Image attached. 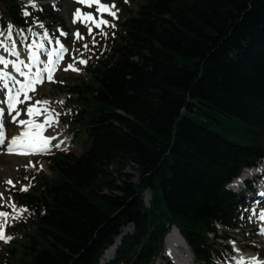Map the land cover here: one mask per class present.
Returning a JSON list of instances; mask_svg holds the SVG:
<instances>
[{"label":"trees","instance_id":"obj_1","mask_svg":"<svg viewBox=\"0 0 264 264\" xmlns=\"http://www.w3.org/2000/svg\"><path fill=\"white\" fill-rule=\"evenodd\" d=\"M22 1L0 0L20 27ZM120 1L109 49L65 85L82 149L47 155L14 194L30 213L2 264H99L127 225L106 264H152L173 227L214 264L210 235L241 224L245 197L225 186L264 156V0ZM29 13L65 31L60 9Z\"/></svg>","mask_w":264,"mask_h":264},{"label":"rangeland","instance_id":"obj_2","mask_svg":"<svg viewBox=\"0 0 264 264\" xmlns=\"http://www.w3.org/2000/svg\"><path fill=\"white\" fill-rule=\"evenodd\" d=\"M118 1L119 0H100V2L104 5H114V7L111 8V11L115 12V17L108 15L106 12L98 13L97 6H95L94 4L92 7H87L84 4L78 3L77 0H34L35 4L37 5V7L35 8L29 6V0H25L22 2V6L26 7V9L24 10H27L28 12L30 9H38L40 5L45 4H49L53 8L60 9L59 18L64 23L66 32L60 30L59 28H56L55 23L53 22L36 21V19H33L30 15L27 17L24 16L26 18L27 24L23 27H20L13 24L7 18L5 9L0 6V40H2L4 35L8 36H4V39H7L8 42L11 43L9 44V48L14 44L21 49V53L26 54L29 52L27 46L31 45L33 41H36L37 43L43 44L44 47L49 49V51H52L59 47V45L56 43V41L59 40L60 45H63L64 48L67 49V51L62 53V56H64L63 59L59 60V63L57 62L58 67L53 75V79L55 82H48L47 79H44L43 83L35 84V91H28V95L31 96L32 99L29 101H24V103H20L17 105V108L21 112V115L17 119L28 120L29 117L24 114L27 105L34 104L35 101H47L48 103L46 105H36V107L40 110H43L44 108L52 110L47 115H51L53 119H55L57 123L61 125V141H63V143H61L59 147H54V150L52 151H39V153L35 156L13 159V165L10 171H7L5 167L0 168V193H4L5 197L7 198L6 203H0V212H6L9 214V217L6 218V222L3 223V231L6 236L11 237V239L7 242H5L4 240H0V264H2L3 261L6 260L3 255L5 252H7V249L11 247V245L16 244L17 242L22 240L23 233L19 230V225L22 219H25L30 213L29 209L25 206L24 203L18 204L15 201L14 194L16 192L24 193L30 190L31 185H33L30 173L32 174L33 172H37L38 170H43L44 172L49 173L48 162L45 159L47 155L53 152L63 151L80 152L82 149V142L77 136L78 133H74L66 124V115L70 112V106L67 103L70 94L67 92V87H65V85L73 84L78 76L86 79L87 73L85 68L98 55L109 49V42L113 37L112 29L118 28L119 22L124 18L125 15L124 8H119ZM120 3L125 4L127 8L129 6H135L133 4V0H121ZM78 8L83 13H91L97 19L108 21L109 26L101 25L100 28H96L94 25H91L90 22L88 24H85L80 20H77L76 23H73V14ZM126 12L129 13V10H126ZM39 24H43L44 27H39ZM9 25L12 26L11 33H9ZM89 26L92 27V35H89ZM29 28H31V32L28 31ZM61 31L66 33L67 35H61ZM45 32L48 33V40H51V43H49L48 40L42 39L43 33ZM77 32L81 34L83 39H78L74 36V34ZM33 33H35V35H33ZM93 38L95 39V43H93ZM5 43L6 41L4 40V44ZM85 44L88 45L87 49L83 47V45ZM33 50L36 51L37 56L38 50H36L35 47H33ZM46 52L48 51H45V49L41 50V54ZM2 53L3 51L2 49H0V56L4 57ZM20 55L21 54H19V56ZM43 57L45 58V56ZM4 58L9 62H12V60L14 61V58L11 56L7 57L6 55V57ZM80 59L86 60L87 63H78ZM26 64L29 63L27 62ZM69 64H72L74 68L78 69V71H65L64 69L67 68ZM20 67L21 69H25L23 65H21ZM34 68L35 67H32L31 70L33 71ZM0 69H3L5 72L14 74V70H12L11 64H9L8 68H4L3 65H0ZM20 99H23V97L21 96ZM0 100H5L1 85ZM60 101H63V103H59ZM0 107L5 109L4 121L6 136L8 137L13 131L18 130V128H21L23 125H19L18 123L13 122L12 116L15 115V113L13 112L9 114L5 103H0ZM46 118V115L34 116V120L38 121V123H43ZM39 119H41V121H39ZM46 131H42L43 136L45 135ZM126 171L134 175L136 174L134 167H127ZM7 180H11L14 187L13 185L6 184L5 181ZM23 187H27V191H21L20 189ZM13 206H15V211L13 209ZM21 208L26 209L27 211L20 212ZM243 213V216H241V224L235 229L226 230L224 227L218 224V234L230 237L229 240H223L221 238L215 240V238L210 235V239H212V241L216 243L215 247L217 249V252L220 254L224 262H228L229 259L231 261H234L237 251L240 250L239 248H242L241 251L246 252V254L255 256L260 255L264 257V240L262 239V235H260L259 233V223L256 220L257 217H253L255 210L253 208H250L248 210L245 209L243 210ZM125 227H127L128 232H131L133 229L132 225H127L122 227L121 231ZM188 254L189 260H191L192 256L190 253ZM106 262L107 260L101 261L100 259L99 264H106ZM168 262H170V260L169 257L165 255L163 241V247L160 253L154 258L152 264H168ZM194 264L201 263L194 262ZM217 264H221V262H217Z\"/></svg>","mask_w":264,"mask_h":264},{"label":"snow or ice","instance_id":"obj_3","mask_svg":"<svg viewBox=\"0 0 264 264\" xmlns=\"http://www.w3.org/2000/svg\"><path fill=\"white\" fill-rule=\"evenodd\" d=\"M78 3L84 4L87 7H92L93 4L97 5V12L98 13H107L108 15H111L115 17V12L111 11V8L113 6L104 5L100 2V0H77ZM29 6L35 8L37 5L35 4L34 0H29ZM24 16H29L30 13L27 10L23 11ZM77 20H80L82 23L88 24L89 22L91 25H94L96 28H100L101 25L109 26L108 21L103 19H97L95 18L91 13H83L79 8L76 10V12L73 14V23H76ZM39 27L43 28V24H39ZM12 31V26L9 25V33ZM29 32H31V28L28 29ZM89 35H92V27L89 26ZM102 34V33H101ZM35 35V33H33ZM61 35H67L66 33L61 31ZM74 36L78 39H83L81 34L79 32L75 33ZM43 40H48V33H43L42 36ZM49 43H51V40H48ZM56 43L59 45V50L55 52L56 59H53L54 52L48 51L46 54L48 56V60L43 68L37 69V71L25 82L21 85L19 89L16 90V93L13 94L12 90L9 88V81H13L14 83H20L19 81H15L14 78L8 73L5 72L3 69H0V85L3 86L4 89H7V97L6 100H0V103H6L7 104V110L9 114L15 113V115L12 116V120L14 123H18L19 125H24L25 131L21 132L19 135L11 137L10 139L6 136V128L3 120H0V145H5L7 148V152L9 154H21V155H30L34 154L38 151H46L48 150L49 146L51 147H59V144L52 145L51 142L56 140L58 137V133L50 134L49 136L45 137L42 135V131H46L48 128H52L55 130L57 121L53 119L51 115H47L49 112H51V109L44 108L43 110L37 109L36 105H46L47 101H35L34 104L27 105L25 109V115L29 117L28 120H18L17 118L21 115L20 110L17 108V105L20 103H24V101L31 100V96L28 95V91H35V84L37 83H43L44 79L43 76L46 74V78L48 82H55L53 79V69L56 65V63L63 59L62 53L67 51V49L64 48L63 45H60L59 40L56 41ZM93 43H95V39L93 38ZM0 47H4L2 43H0ZM29 49V60H37L36 57V51L33 50V47H35L36 50L43 49L44 45L37 43L36 41H33L31 45L27 46ZM85 49L88 48V45H83ZM5 51L8 52L9 55L16 56L17 60L9 62L4 57L0 56V65H3L4 68H8L9 64H11L12 70H14L16 73H19L21 76H25V72L21 70L20 65H23L24 67L29 68V72H31V63L25 64L24 61L19 60V53L16 51V47L13 44L11 50L5 48ZM82 55V54H81ZM80 64L87 63L86 60L80 59L78 61ZM65 71L68 70H74L78 71V69L74 68L72 64H69L67 68L64 69ZM27 89V91L25 90ZM22 95L23 99H20L19 97ZM59 103H63V101H60ZM5 113V109L0 108V117H2ZM37 115H46L47 118L43 123H36L34 120V116ZM58 115V114H57ZM63 143V141H61ZM6 184L13 185V182L11 180L5 181ZM14 187V185H13ZM21 191H27V187H23L20 189ZM10 199V198H9ZM3 200V194L0 193V201ZM13 209L15 211V206H13ZM27 211L26 209L21 208L20 212ZM9 217V214L6 212H0V240H4L7 242L11 239L10 236H6L3 231V223L6 222V218ZM259 218L261 221H264V212H261L259 215ZM261 232L264 233V228L261 229ZM252 264H257V261L255 258L252 260Z\"/></svg>","mask_w":264,"mask_h":264},{"label":"bare ground","instance_id":"obj_4","mask_svg":"<svg viewBox=\"0 0 264 264\" xmlns=\"http://www.w3.org/2000/svg\"><path fill=\"white\" fill-rule=\"evenodd\" d=\"M5 36V35H4ZM4 36L2 38V40H0V43H2L4 45V47H0V49H2L3 51V56L7 57L8 56H11L14 58V61H16L17 57L16 56H12V55H9L7 51H5V48H9V44H11L10 42H8L7 39H4ZM5 37H8V36H5ZM4 40L6 41V43L4 44ZM16 47V51L21 54L19 56V60H22L25 62V64L28 62V63H31V65H37V69H40V68H43L48 60V56H47V52L46 53H43L41 54V50L39 49L37 51V60H33V61H30L29 60V55L30 53H26V54H23L21 53V49L17 46ZM12 46L9 48V50H11ZM43 49H45V51H49L48 48L46 47H43ZM29 50V49H28ZM27 50V51H28ZM59 50V47L57 49H54L52 50L54 52V55H53V59L55 60L56 59V56H55V52ZM26 51V52H27ZM45 56V58L43 57ZM64 57V56H63ZM23 58V59H22ZM13 61V60H12ZM59 63V62H58ZM58 63H56L55 67L53 70H56L57 67H58ZM24 67V66H23ZM25 69H29L27 67H25ZM36 70H33L36 71ZM2 108V107H0ZM47 117V116H46ZM42 119V117H41ZM41 119H39V121H41ZM36 123H38V121H35ZM5 123V122H4ZM21 127V126H20ZM25 127L26 126H22L21 128H18V130L16 131H13L7 138H11V137H14V136H17L19 135L21 132L25 131ZM55 131V133H58V137L56 140L52 141L51 143L53 145L55 144H61V139H62V128H61V125H59L58 123L56 124V127H55V130H53L52 128H48L47 129V133L45 132V137L49 136L50 134H53ZM1 149V148H0ZM16 158H22V156H16V155H9L6 153V146L0 151V168H3L5 167L6 170L10 171L11 167H12V162H13V159H16ZM257 168H255L256 170ZM249 172H252V171H249ZM256 171H253V173H255ZM245 175H241L239 176L238 178H236L233 183H232V186L236 187V186H239L243 179H244ZM3 194V200L0 201L1 202H4L6 203L7 202V198L5 197L4 193ZM146 199H148L150 197V193L149 192H146ZM260 202V201H258ZM128 232V229L127 227L123 228L121 233L115 238L114 240V243L112 245H110L105 251L104 253L101 255L100 259L101 261H105V260H109L113 257L114 253H115V250H116V247L117 245L119 244L120 240H121V237ZM178 247L182 248V253H184L185 255H183L181 257V262L183 264H187L189 262V257H188V253H189V248L185 242V240L182 238L181 234L179 233V231L177 229H172L170 230L164 237V248H165V255L166 256H173V252H175V249H177ZM251 254V253H250ZM255 254V253H254ZM259 256V257H258ZM263 259H262V258ZM253 258H255V260L257 261V264H264V257L263 256H260V255H249V254H246V252L244 251H241V250H238L237 251V254H236V257L234 259V261H231L230 259L228 260V262H224V263H221V264H252V260Z\"/></svg>","mask_w":264,"mask_h":264},{"label":"water","instance_id":"obj_5","mask_svg":"<svg viewBox=\"0 0 264 264\" xmlns=\"http://www.w3.org/2000/svg\"><path fill=\"white\" fill-rule=\"evenodd\" d=\"M50 147V149H53V147H51V146H49ZM146 192H149L148 190L146 191ZM150 193V192H149Z\"/></svg>","mask_w":264,"mask_h":264}]
</instances>
